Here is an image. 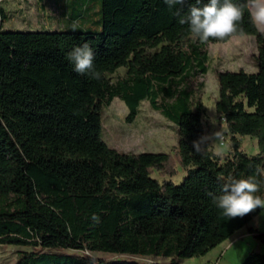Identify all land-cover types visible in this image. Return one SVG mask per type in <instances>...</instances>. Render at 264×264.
Instances as JSON below:
<instances>
[{
    "label": "trees",
    "instance_id": "trees-1",
    "mask_svg": "<svg viewBox=\"0 0 264 264\" xmlns=\"http://www.w3.org/2000/svg\"><path fill=\"white\" fill-rule=\"evenodd\" d=\"M56 1L66 26L88 14L90 0ZM234 2L244 5L242 32L208 42L178 23L177 10L186 14L192 0L172 8L164 0H100L97 32L0 30V246L30 249L18 250L15 264H182L242 229L264 248V233L249 226L263 210L228 218L213 201L230 177L264 181V31L246 0ZM244 35L255 37L257 71L216 73L215 115L231 144L229 155H217L195 82L208 71L205 45ZM86 41L99 79L76 73L68 59ZM120 68L124 77L111 84L107 75ZM114 98L128 108L129 124L142 102L173 123L174 154L109 148L102 112ZM239 137L255 139L258 154H246ZM175 162L186 172L181 184L151 177H174ZM257 195L264 197V183ZM242 264H264V253L252 251Z\"/></svg>",
    "mask_w": 264,
    "mask_h": 264
},
{
    "label": "rangeland",
    "instance_id": "rangeland-1",
    "mask_svg": "<svg viewBox=\"0 0 264 264\" xmlns=\"http://www.w3.org/2000/svg\"><path fill=\"white\" fill-rule=\"evenodd\" d=\"M49 4L47 5V12L42 13L38 0H4L0 4L5 17L3 20L0 19V30L53 32L81 29L92 32L100 31V0L87 2V16L85 19L79 20V23L74 27L66 26L63 16L61 17L60 14L56 13V11L59 13L60 10L58 11V8L53 4ZM257 27L260 31H264V26L257 25ZM190 41L195 42L196 39L191 37ZM162 45L147 50V52L154 53ZM204 50L209 59L208 71L204 76H199L195 82L196 96L200 98L204 110L203 127L213 153L229 155L231 144L226 134V126L217 120L215 115V104L219 91L216 73L221 71L237 72L240 70L255 73L257 71L254 60L257 54L255 37L251 35L233 36L226 43L207 44ZM125 72L124 68H120L114 74H108L107 79L111 84H114L119 78L124 77ZM199 85H202V87H199ZM127 115L128 108L119 98H114L109 106L103 108L102 140L109 148L129 154H174L178 143L177 127L161 117L158 112L153 111L148 102L140 104L138 115L130 124L126 122ZM221 138L225 141L224 146L219 143ZM238 139L242 150L246 154H258L255 139L250 137H239ZM175 169L177 174L174 177L163 178L156 172H153L151 177L159 182L171 180L175 185H179L182 183L186 172L177 162H175ZM249 226L264 233V210L249 223ZM223 244L222 248L218 246L205 257L185 260L182 264H242L250 252L264 253V248L255 242L245 229L238 231ZM18 250L30 251V249L24 247L0 246V264H15L18 258L16 253ZM219 252L220 254H218ZM93 255L108 260L118 258V256L108 254Z\"/></svg>",
    "mask_w": 264,
    "mask_h": 264
},
{
    "label": "clouds",
    "instance_id": "clouds-1",
    "mask_svg": "<svg viewBox=\"0 0 264 264\" xmlns=\"http://www.w3.org/2000/svg\"><path fill=\"white\" fill-rule=\"evenodd\" d=\"M169 8L183 6L187 0H164ZM250 19L259 26H264V0H246ZM178 23L187 25L189 32L201 42L209 39L223 40L241 31L239 22L244 16V5L234 0H192L186 14L176 13ZM69 61L74 65L78 74H91L92 78L99 79L100 72L95 70L96 53L86 41L83 45L74 47L68 54ZM203 138L193 143L198 151ZM261 183L256 177H230L223 185L221 194L213 197L216 206L228 218L243 217L256 209L264 210V197L257 195Z\"/></svg>",
    "mask_w": 264,
    "mask_h": 264
},
{
    "label": "crops",
    "instance_id": "crops-1",
    "mask_svg": "<svg viewBox=\"0 0 264 264\" xmlns=\"http://www.w3.org/2000/svg\"><path fill=\"white\" fill-rule=\"evenodd\" d=\"M39 1V5H40V10H41V12L42 13H45V12H47V5L49 4V3H51V4H53L54 6H56V4H57V1L56 0H38ZM2 2H4V0H2L1 1V3ZM50 5V4H49ZM52 15H54V14H52ZM208 65H209V63H208ZM209 67V66H208ZM251 236V235H250ZM223 245L224 244H221L219 247H223ZM223 250V249H222ZM221 250V251H222ZM220 251V252H221ZM220 252L218 253V254H220ZM217 254V255H218Z\"/></svg>",
    "mask_w": 264,
    "mask_h": 264
},
{
    "label": "built area",
    "instance_id": "built-area-1",
    "mask_svg": "<svg viewBox=\"0 0 264 264\" xmlns=\"http://www.w3.org/2000/svg\"><path fill=\"white\" fill-rule=\"evenodd\" d=\"M219 143H220L221 146H222V145L224 146V145H225V141H224V139L221 138L220 141H219Z\"/></svg>",
    "mask_w": 264,
    "mask_h": 264
}]
</instances>
